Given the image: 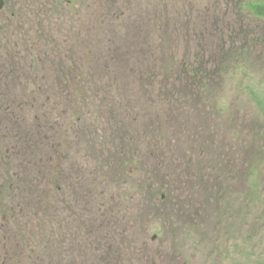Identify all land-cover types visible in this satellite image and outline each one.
Masks as SVG:
<instances>
[{"label": "rangeland", "instance_id": "374dc122", "mask_svg": "<svg viewBox=\"0 0 264 264\" xmlns=\"http://www.w3.org/2000/svg\"><path fill=\"white\" fill-rule=\"evenodd\" d=\"M80 2L82 4L59 0L53 12L41 15L37 26L41 23L43 28H50L45 36L32 33L22 39L26 34L22 9L19 12L23 15L12 21L6 20L5 13L0 18V35L4 40L0 43V74L4 75L0 76L1 105L12 104L13 99H17L14 102L17 103L24 98L27 105L21 109L20 118L23 125L30 123V132L21 133L39 134L41 142L48 147L52 141L45 140L46 135L59 134V151L46 150L44 154L48 156L45 158L57 165L54 163L56 154L59 164L61 157H66L63 171L56 166L50 173L40 165V171L45 175L34 167L18 164L21 175H31L32 184L36 186V189L32 187L33 194L36 196L41 190L51 201L56 197L58 207V223L39 222L29 236H25L28 239L27 255L34 256L35 246L45 230L50 227L58 228V233L62 230V217L67 227L63 230L65 239L57 248L64 263L107 264L101 256L109 251V264H230L220 243L213 241L214 237L223 236L228 227L226 224L219 228L215 207H210L207 212L198 208L203 209L201 205H193L188 210L180 207H185V201L193 197L192 201L198 203V197L189 188H194L199 179L190 171L200 170L201 166L195 165V161L205 164L201 171L208 175L213 173L206 180L202 178L207 187L218 183L219 175L213 167L218 165L221 156L217 157L218 151L208 135L210 130L205 131L203 138L186 134L180 127L181 117L176 115L181 105L172 107L169 98L156 90L160 81L152 83L151 79L164 63L165 67L173 64V69L182 75L185 72L189 75L191 69H206L205 62L221 54L216 52L221 41H226L230 46L225 50L234 54L240 51L237 47L245 44L249 48V74L245 77L240 74L237 80L249 84L252 90H234L236 93L232 96L223 97L228 102L236 98L240 108L258 110V100L252 92L264 95V25L258 27L259 21L250 18L253 27L249 29L253 35L245 39L243 35L248 32L235 29L236 41L228 37L227 33L231 31L227 29L223 31L226 34L220 35L213 31L211 24L202 26L212 15L223 27L226 22L234 26L235 14L224 11L228 0ZM48 6L52 7L51 4ZM18 8L13 7L14 12ZM242 13V20L236 26L248 20L245 12ZM190 20H193L191 30L209 31L202 35L189 33L185 29ZM5 22L8 23L6 28L2 26ZM210 44L213 46L206 48ZM10 50L11 55L8 54ZM183 64H187V69ZM94 69L106 70V73L98 74ZM92 72L94 83L89 84ZM187 79L189 81V76ZM168 81L170 89L182 87L175 78H168ZM228 82L227 77L222 82L213 80L210 88L219 92L221 83ZM78 83L98 84L99 88L107 83L110 87L102 93L96 88L92 92L84 89L85 93H77L74 89L80 88ZM118 88L120 91H112ZM225 91L230 92L227 85ZM193 94V98L200 99L202 104L198 105L199 100H189V108L184 109L185 118L194 124L206 122V100L200 98L201 93ZM207 120L210 123V119ZM255 122L264 124V116ZM215 127L222 132L220 124ZM240 131L241 138L245 139L249 130L241 127ZM254 134L252 132L248 140H252L257 152L264 139L255 140ZM228 135L232 136L233 132ZM223 137L228 140L227 135ZM18 143L21 147L33 148L31 138ZM176 154L177 158H174ZM258 169L260 181L264 183V163ZM216 171L220 173V169ZM2 172L13 174L8 169ZM35 174H39L38 179ZM58 184L61 190H57ZM235 186L233 183V189ZM232 195L236 197L235 192ZM178 202L184 204H176ZM201 212L211 215L206 232L203 222L198 220ZM262 213L264 218V210ZM9 221L10 230L15 232L23 233V226L32 225L22 212ZM92 225L99 226V230L94 228L93 234L98 233L92 235L97 241L94 243L89 240ZM252 227H256L255 220ZM260 228L263 235L251 242L253 256L248 264H264V223ZM233 229L240 228L237 225ZM0 232L3 237L4 229L0 228ZM15 235L18 238L21 234ZM204 235L209 238L207 242L203 240ZM17 243L12 244L9 254L24 251ZM88 256L90 259L85 260ZM6 263L9 261L0 259V264Z\"/></svg>", "mask_w": 264, "mask_h": 264}, {"label": "trees", "instance_id": "16d2710c", "mask_svg": "<svg viewBox=\"0 0 264 264\" xmlns=\"http://www.w3.org/2000/svg\"><path fill=\"white\" fill-rule=\"evenodd\" d=\"M238 5L240 6L241 3L238 2ZM247 6L249 9L250 7L251 9H255V16L264 17V2H261L260 5ZM242 7L245 9L246 5H243ZM214 16L215 15H212L211 20L207 22H212L211 26L213 27V31L216 32L218 27L217 20L213 19ZM203 36L206 37L205 35ZM228 37L233 38V41L237 40V37L233 34H229ZM219 45L220 47L218 50L220 51L216 49V52H221V54L213 57L211 61H206V69H191L189 75H187L186 72L182 75L177 72L175 68L173 69V64L165 67L166 63H164L163 67L165 68L159 66L157 73H153L154 78L151 79V82L160 81L156 90L158 93L162 92L159 94H163L169 98L168 100L169 102H172L170 103L172 107L176 104L177 107H180L181 105V108L177 110L179 112L176 113L178 117H181V129L185 131L186 134L196 138H199L200 136L203 138L205 131L210 130L208 135L211 137L210 140L215 144L214 149L218 151L217 157L221 156L218 165H214L213 167L216 170L220 169V173L215 170V172L218 173L217 176L219 175V180L217 185L212 183V187H207L205 185V180L206 178L208 179L212 177L213 173L208 175L205 171H201V168L203 169L205 164H200L198 161H195V165L199 164L201 168L199 171L197 170V172H195L194 169L190 171L199 179L194 188H189L191 192H194L198 197V203L192 201L193 197L192 199L185 201V203H187L185 207H180L188 210L190 207H193V205H201L203 209L197 207L200 210L207 212L210 207L214 206L216 209L214 213L217 214L216 219L218 220L217 224L219 228L220 225L226 224L228 227L224 229L223 236H216L213 241L220 243L219 247L230 264H248L252 259L251 256H253L252 250L254 245L251 242H253V239L255 242L259 235H263L260 225H263L264 223V218H262V210H264V183L260 181V169H258V167L261 163H264V142L258 146L259 149L255 152V147L252 146V140L248 139L252 136V132L253 134L255 133V140L261 138L264 139V124H258L255 122L257 118L261 119L264 116V95L257 91L252 92L253 96L257 97L258 107L256 108L258 110H253V107H248V109L238 107L237 100L234 96L232 97L234 100H230V102L224 99V95L232 96L234 92L239 89L240 91L247 90L248 92L252 90V87L249 84H243L237 80L238 75L242 74L241 76L245 77L247 76V73L249 74L248 68L250 65L247 64L249 48L245 47V44H243L241 47H237L240 51L237 50V53L234 54L231 53L229 49L225 50L230 46L226 41L219 42ZM212 46L213 45L210 44V46L207 45L206 48ZM210 52L214 51L210 49ZM183 65L185 66L184 69H187V64ZM93 71L98 74L106 73V70L94 69ZM94 72L91 74L92 77L89 76V84L94 83ZM2 74H0V76H4ZM187 76L190 78L189 81H187ZM223 77H227L229 80L228 84L221 83V90L219 92L217 90H212L210 88L212 81L215 80L222 82V80H224ZM168 78H175L182 87L170 89ZM230 83H233V86H230ZM78 84H80V88L74 89L77 93H85L84 89H89L90 92H92L95 88L96 91H100L98 93H102L110 87L107 83L102 85V88H99L100 86H98V84L88 86L84 85L87 83ZM226 85L229 87L230 92L225 91ZM243 87L244 89H242ZM151 90L153 91V89ZM112 91L120 90L118 88ZM193 93H201L200 98L204 101L206 100L205 105L208 109L206 114H208V117H205V119L207 123L199 121L194 124L191 123L188 118H185V115L187 114H185L184 109L185 107L186 109L189 108V100H199L197 102L198 105L202 104L200 99L193 98ZM172 97H174L173 100H171ZM246 98L248 99V97ZM16 100L17 99H13L12 104L4 103L1 105L2 101L0 99V133L7 132L6 134H3V136L0 134V142L7 141V143H0V228L1 230L3 228L5 232L3 237L0 232V259H3V261H9V264L15 262L19 264H71L64 263L62 258H60L61 253L58 252L57 247L61 240H58V228L54 227L45 230L43 235H41V239H38V243L35 246L36 251L34 252V256L30 258L27 255L28 239H26L25 236H29V232L33 230V226L39 222L48 221L50 224L58 223V219H56L58 207L56 197L51 201L46 197V194L41 192V190H38L36 198L33 194L34 190L32 189V187L36 189V186L35 184H32L31 175H26L27 173L21 175V166L27 165L31 168L34 167L39 173L42 171H40V165L47 171H50V173L56 169V166L59 171L61 169L63 171L64 160L66 161V157H61L59 164L58 154H56L54 156V163L57 162V165L50 163L49 160L45 158L48 156L44 154L46 150V152L55 150L56 153L59 151V134L46 135L45 140L51 139L52 141L48 147L45 143L41 142L39 134H33L30 136L29 133L25 135L22 134L30 132L28 131L30 123L28 124L29 127L25 130L12 128L14 125L23 126V119L20 118V114L22 116L21 109L27 105L24 102V98L17 103H14ZM136 103L138 105V102ZM197 103L195 104L197 105ZM148 107L151 106L149 105ZM207 118L210 119V123ZM212 118L213 123L211 125ZM226 118L227 121L225 120ZM226 123L229 124L226 125ZM242 123L243 125L241 127L245 130H249V133L245 135V139L241 138L240 135V125ZM218 124H220V128H222V132L215 127ZM37 125L39 126L41 123ZM227 126L232 128L230 129ZM177 131L181 137H185L179 129H177ZM229 132H233V135L229 136ZM223 135H227L228 140L225 141L226 137H223ZM29 138H31V141L33 142V148L29 147V149H27L19 146L18 142H25V140L28 141ZM223 138L224 140L221 142ZM249 142L250 145H248ZM202 149L205 150L206 148L204 147ZM244 149H246V151ZM251 149L254 150L252 151ZM174 158H177V154L174 155ZM62 160L63 164L61 163ZM20 162L21 166L18 165ZM189 162V166H191V160H189ZM235 167L238 169L237 171L234 169ZM3 169L13 171V174L3 173ZM261 170H263V168ZM41 174L45 175L43 172ZM38 176L39 174H35L37 179L39 178ZM202 178H205V180H202ZM210 181H207V183ZM233 183L236 184L237 188L235 186L233 189ZM28 184H32L31 188L28 187ZM60 188L61 186L58 184L57 190H60ZM18 191H20V193H18ZM234 192L236 193V197L232 195ZM23 194L24 196H22ZM189 195H191V193ZM161 201L164 202L162 199ZM176 204H184V202H178ZM20 212H22L25 219H29V222L32 224L28 227L23 226V233L10 230V226L8 225L10 222L9 220ZM197 212L199 213V211L195 210V213ZM201 213L202 214L199 216L198 220L203 222L204 232H206V226L211 215L203 212ZM256 215L258 217H256ZM250 219L252 221L255 220L256 227H252V221ZM237 225L240 229L234 230L233 226L235 228ZM27 229L30 231L27 232ZM97 229L99 230V226H96L95 230ZM15 233L21 234L20 237H18L19 240L21 238V241L16 238ZM95 235L97 236V233ZM203 238H205L203 239L205 242H207L206 239H209L208 237H205V235ZM17 241L23 246L24 251L20 254H9V252H11L12 244L17 243ZM104 259L108 262L109 257H107V259L104 257Z\"/></svg>", "mask_w": 264, "mask_h": 264}, {"label": "flooded vegetation", "instance_id": "af4514ba", "mask_svg": "<svg viewBox=\"0 0 264 264\" xmlns=\"http://www.w3.org/2000/svg\"><path fill=\"white\" fill-rule=\"evenodd\" d=\"M66 1L67 3H70L71 1H74V2H77L78 4H82L80 2V0H64ZM238 2H242V4L240 6H238ZM261 2H264V0H228V4L226 5V10L228 12H232L235 14V25L232 27L231 26V23L228 24L232 27V33H235V29H241V31H244V32H248L247 34L249 36H252L254 32H251V30L249 29L250 26L253 27L252 25V22L250 21V16H255V9H249V7L247 5H260ZM59 3V0H0V18H2V16L4 15V13L6 14V20L9 22V21H12L14 20L15 18H18V15L22 16L23 13H20L19 10L22 9L24 14H25V17H24V28H25V33L26 34H23L22 36V39L26 36H30V34H38L40 36H45L47 34H44L45 32H47L48 30L47 29H50V28H43L41 25V23H39V26H37V21L39 20V18H41V15L47 13V12H53L55 8H57L56 6L58 5ZM51 4L52 7H49L48 5ZM55 5V6H54ZM243 5H246L245 9L244 7H242ZM15 6H19L17 12H14V9L13 7ZM242 11L245 12L246 14V18L248 20H246L247 22H242L241 25L239 26H236V24L239 22H241V16L243 15ZM42 12V13H41ZM226 12V13H228ZM227 15V14H226ZM228 16V15H227ZM256 17V20L259 21L257 24L258 27L260 26H263L264 24V18L263 17H258V16H255ZM216 18V17H215ZM195 20V19H193ZM193 20H190L189 22V25H188V31L189 33H192V34H205L206 32H208L209 30L207 29H203V30H191V27L193 26L191 24V21ZM263 21V22H262ZM219 22V21H217ZM208 24V22H205L202 26ZM2 26H4V28H6L8 26V23L5 22L2 23ZM57 30V28H56ZM217 31L219 32V34H226L224 33L223 31H225L224 27H220L217 29ZM205 32V33H203ZM44 34V35H43ZM228 34V33H227ZM4 41L3 38H1V35H0V43ZM28 43V42H27ZM40 43V42H39ZM40 51V47L38 48V52ZM8 54L11 55V50L8 51ZM23 129H20L22 128ZM13 129H20V130H25L28 128L27 125H14L12 127ZM61 190V188H60ZM60 225H61V229L59 231L58 234H60V240H64L65 237H64V228L67 227V223L66 222H63L62 220V217H60ZM94 228L96 229V226L93 227V225L91 226V232H94ZM72 238H74V234L72 235ZM94 238L92 237H89V240H93ZM59 253H61L60 249H59ZM69 256V255H68ZM71 259V258H70Z\"/></svg>", "mask_w": 264, "mask_h": 264}]
</instances>
